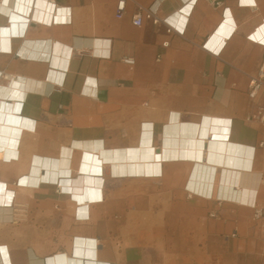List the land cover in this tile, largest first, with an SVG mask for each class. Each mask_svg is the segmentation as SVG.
I'll return each instance as SVG.
<instances>
[{"label":"crops","instance_id":"1","mask_svg":"<svg viewBox=\"0 0 264 264\" xmlns=\"http://www.w3.org/2000/svg\"><path fill=\"white\" fill-rule=\"evenodd\" d=\"M55 2L70 9L68 23L22 13L26 33L0 51V113L23 119L2 140L14 155L0 158V182L15 194L1 212L10 216L0 218V245L13 264L71 256L78 236L96 239L109 264H264V239L253 237L264 232V218L253 219L264 211V124L248 118L264 106V88L249 95L264 60V0H126L122 17L119 0ZM150 7L161 21L135 25ZM9 23L0 10V25ZM179 123L196 129L185 138L203 141L202 159H163L154 175H118L105 163L104 200L90 205V219L78 218L60 185L26 182L36 156L58 157L64 146L73 175L86 153L135 149L144 138L163 153L167 129ZM212 141L235 145L248 167L209 161ZM188 146L184 139L181 150ZM206 167L215 168L211 183ZM235 172L258 175L253 199L231 195L245 190L225 180Z\"/></svg>","mask_w":264,"mask_h":264},{"label":"bare ground","instance_id":"2","mask_svg":"<svg viewBox=\"0 0 264 264\" xmlns=\"http://www.w3.org/2000/svg\"><path fill=\"white\" fill-rule=\"evenodd\" d=\"M28 2L30 3L31 1L28 0ZM25 3L26 0H18V2H13L12 4H9L7 0L0 2V10L11 16V23L0 25V51H8L10 49L12 37H19L26 33L29 18L22 13L27 14L30 10L33 12L35 10V19L49 24L54 21L57 23H68L71 19L70 9L58 5L55 0H37V2H32L33 8L29 5L26 6ZM35 5L36 9H34ZM56 35L60 37V30ZM15 85L19 84L15 83ZM3 106H7L8 110L10 108V104L6 105L3 103ZM0 121H2V127H4L3 133L0 135V144L3 145L4 142L2 140L9 139L15 134L16 128L13 125L22 126L23 119L14 115L11 111H4L0 113ZM6 123L7 126H5ZM195 130L194 126L189 124H172L166 131L171 136L166 138L164 152L160 154L152 146L148 145V139L146 138L143 139L142 146L138 148L117 150L116 152L105 151V154L102 153L100 158L95 156L94 153H86L81 157L76 175H73L71 149L64 146L60 150L58 157L45 159L44 157L36 156L35 166L32 173L28 174L29 177L26 182L30 186L38 185L40 182L60 185V191L64 194H69L77 202L76 215L78 218L90 219V205L104 200L105 163L111 162L113 173L118 175L146 173L154 175L161 173V161L163 159L179 158L180 156L202 159L203 141L193 140V138H188V136L185 138L186 135L194 133ZM177 135H182L183 143L180 142L181 140ZM184 139L186 143L191 142V146H188L185 151L184 149L181 150ZM76 145L83 146V143H76ZM1 148L2 146L0 145ZM209 148V161L231 165L232 167H248V164L242 162L239 157L235 158V145L230 144L227 147L223 143L212 141ZM11 155H14V153L9 145H5L0 151V158H7ZM200 167L203 168L204 164L198 163L197 169ZM207 169L210 170L208 181L211 183L215 168L208 167ZM236 175L239 176L226 177L225 180L228 185L231 183H238L239 187L243 185L245 190L241 188L236 193L231 192V195H235L236 198L244 201H247V198L252 195L253 199V187L258 185V175L246 172H239ZM190 186L194 188L196 185L195 183H190ZM248 187L250 188L248 189ZM206 193L208 194L209 191ZM14 196V192L8 190L6 185L0 182V218L10 216L9 214H1V212L11 210ZM98 251L96 239L78 236L73 241L71 256L59 253L56 257L48 259L47 264H109L108 261L99 259ZM0 264H13L10 250L5 244L0 245ZM34 264H39V261L35 260Z\"/></svg>","mask_w":264,"mask_h":264},{"label":"built area","instance_id":"3","mask_svg":"<svg viewBox=\"0 0 264 264\" xmlns=\"http://www.w3.org/2000/svg\"><path fill=\"white\" fill-rule=\"evenodd\" d=\"M126 9V0H119L117 5V16L122 17ZM157 9L154 7H150L145 10L141 8L134 16L133 22L135 25L141 26L144 23L145 18L152 19L154 23H159L161 19L157 16ZM172 28L170 27L169 31ZM167 43V42H166ZM264 88V60L260 65L258 74L256 76L251 77L250 86H249V95L252 98H255L261 89ZM249 119H256L264 124V106L259 105L257 108L248 115ZM263 145V142L261 143ZM264 211H255V215L260 216L263 215Z\"/></svg>","mask_w":264,"mask_h":264},{"label":"rangeland","instance_id":"4","mask_svg":"<svg viewBox=\"0 0 264 264\" xmlns=\"http://www.w3.org/2000/svg\"><path fill=\"white\" fill-rule=\"evenodd\" d=\"M60 201H61V199H60ZM113 217H116V218L118 217L119 218V213H118V215H115ZM257 218H264V214L263 215H260V216H257V215H255V211H254V213H253V219H257ZM253 237L256 238V239H259V238H263L264 239V232H262L260 230V228L255 229V230H253Z\"/></svg>","mask_w":264,"mask_h":264}]
</instances>
